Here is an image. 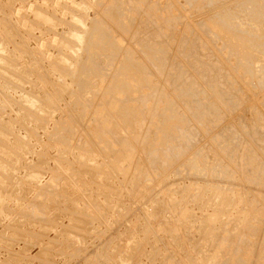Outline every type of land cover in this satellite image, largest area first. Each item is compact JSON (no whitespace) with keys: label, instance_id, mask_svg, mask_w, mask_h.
<instances>
[{"label":"rangeland","instance_id":"374dc122","mask_svg":"<svg viewBox=\"0 0 264 264\" xmlns=\"http://www.w3.org/2000/svg\"><path fill=\"white\" fill-rule=\"evenodd\" d=\"M263 25L264 0H0V264H264Z\"/></svg>","mask_w":264,"mask_h":264},{"label":"bare ground","instance_id":"6f19581e","mask_svg":"<svg viewBox=\"0 0 264 264\" xmlns=\"http://www.w3.org/2000/svg\"><path fill=\"white\" fill-rule=\"evenodd\" d=\"M240 2H241V1H240ZM238 3H239V2H238ZM241 3H242V2H241ZM252 15H253V14H252ZM252 17H253V16H252ZM253 18H254V17H253ZM222 20H224V22H225V18H223ZM229 20H230V19H229ZM227 22H228V21H227ZM227 22L225 23L226 25H227ZM229 22H230V21H229ZM257 23H258V22H257ZM230 26H231V24H230ZM234 26H235V25H234ZM263 26H264V25H263ZM235 27H236V26H235ZM235 27H234V28H235ZM237 27H238V25H237ZM237 27H236V28H237ZM250 27H251V26H250ZM250 27H249V29H250ZM254 27H255V26H254ZM260 27H261V26H260ZM236 28H235V29H236ZM255 28H256V27H255ZM255 28H254V29H255ZM261 28H262V27H261ZM231 29H232V28H231ZM251 29H252V28H251ZM254 29H253V30H254ZM256 29H257V28H256ZM247 30H248V29H246V31H247ZM257 30H258V29H257ZM244 31H245V29H244ZM261 31H262V30H261ZM96 32H97V31H96ZM99 32H100V31H99ZM253 32H254V31H253ZM253 32H250V34L253 33ZM258 32H259V31H258ZM100 33H101V32H100ZM242 33H243V32H242ZM246 33H247V32H246ZM256 33H257V32H256ZM259 33H261V32H259ZM92 34H93V33H92ZM95 34L98 35V32L95 33ZM254 34H255V33H254ZM262 34H263V33H262ZM251 35H252V34H251ZM263 35H264V34H263ZM91 36H92V35H91ZM99 36L101 37V34H99L98 37H99ZM104 36H105V35H104ZM222 36H223V35H222ZM261 36H262V35H261ZM98 37H97V39H98ZM101 38H103V37H101ZM257 38H258V37H257ZM91 39H92V37H91ZM99 39H100V38H99ZM103 39H104V38H103ZM253 39H254V38H253ZM255 39H256V38H255ZM255 39H254V40H255ZM262 39H263V38H262ZM94 40H95V39H94ZM94 40H92V41H94ZM100 41H101V39H100ZM262 41H263V40H262ZM79 42H80V41H79ZM105 42H106V41H105ZM257 42H259V41H257ZM260 42H261V41H260ZM89 43H90V41H89ZM99 43H100V42H99ZM91 45H92V44H91ZM100 45H101V44H100ZM95 47H97V46H95ZM88 48H89V47H88ZM91 49H94V45H93V48H91ZM94 50H95V49H94ZM91 51H92V50H91ZM131 62H132V61H131ZM241 65H242V64H241ZM134 66H135V65H134ZM243 66L245 67L244 64H243ZM245 68H246V67H245ZM0 69H1V68H0ZM127 70H128V69H127ZM129 70H130V69H129ZM93 71H94V70H93ZM132 71H133V70H132ZM5 98H6V97H5ZM170 117H173V116L171 115ZM174 118H175V117H174ZM174 118H173V119H174ZM0 120H1V119H0ZM170 120H171V119H170ZM3 124H4V123H3ZM182 134H183V133H182ZM263 136H264V135H263ZM0 139H1V138H0ZM6 140H7V138H6ZM8 140H9V139H8ZM116 166H117V165H116ZM2 168H3V167H2ZM219 193H220V191H219ZM221 193H222V192H221ZM222 195H224L225 198H226V195H225V194H222ZM240 197H241V196H240ZM221 198H222V196H221ZM226 199H228V198H226ZM228 203H229V202H228ZM218 204H219V202H218ZM230 206H231V205H230ZM214 227H215V226H214ZM208 233H209V232H208ZM204 240H205V239H204ZM212 260H213V258H212Z\"/></svg>","mask_w":264,"mask_h":264}]
</instances>
